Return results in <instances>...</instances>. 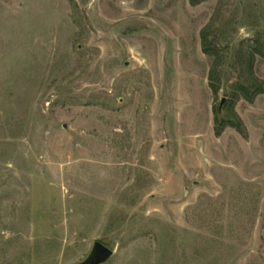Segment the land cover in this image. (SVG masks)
<instances>
[{
    "label": "rangeland",
    "instance_id": "rangeland-1",
    "mask_svg": "<svg viewBox=\"0 0 264 264\" xmlns=\"http://www.w3.org/2000/svg\"><path fill=\"white\" fill-rule=\"evenodd\" d=\"M257 40L264 0H0V264H264Z\"/></svg>",
    "mask_w": 264,
    "mask_h": 264
},
{
    "label": "trees",
    "instance_id": "trees-1",
    "mask_svg": "<svg viewBox=\"0 0 264 264\" xmlns=\"http://www.w3.org/2000/svg\"><path fill=\"white\" fill-rule=\"evenodd\" d=\"M192 6H197L203 3L206 0H189ZM209 29L210 27H206L201 33V41H202V49L203 53L213 57L214 63L210 72L209 80L210 86L213 93L217 94L220 89V79H221V67L223 64V57L221 56L218 48L213 44L209 39ZM255 47H253L249 52V59L247 60L248 70L249 72L253 69V59L255 56H259L264 59V44L259 40L255 41ZM264 94V84L259 80H256L253 84H237L234 89L233 98L238 99L239 97H243L247 102H253L257 95ZM235 117V116H233ZM236 118V117H235ZM232 119V118H231ZM229 119L228 121L220 118L219 112L217 111L215 117V134L220 136L225 128L234 127L237 131L242 132V126L237 118L238 123H233Z\"/></svg>",
    "mask_w": 264,
    "mask_h": 264
},
{
    "label": "water",
    "instance_id": "water-1",
    "mask_svg": "<svg viewBox=\"0 0 264 264\" xmlns=\"http://www.w3.org/2000/svg\"><path fill=\"white\" fill-rule=\"evenodd\" d=\"M113 255V252L102 243H96L89 258L81 264H104Z\"/></svg>",
    "mask_w": 264,
    "mask_h": 264
}]
</instances>
